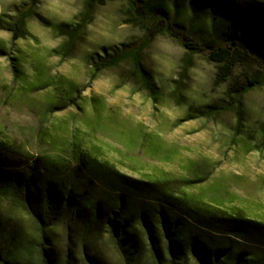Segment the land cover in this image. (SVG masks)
<instances>
[{
    "label": "rangeland",
    "instance_id": "obj_1",
    "mask_svg": "<svg viewBox=\"0 0 264 264\" xmlns=\"http://www.w3.org/2000/svg\"><path fill=\"white\" fill-rule=\"evenodd\" d=\"M30 2L0 0V27ZM89 6L88 0H40L25 24L24 37L14 40L10 31L0 28V53L18 59L22 78L16 77L10 56H0V125L34 150L41 137L77 134L99 159L136 177L200 174L203 190L223 209L264 220V85L236 101L233 77L218 76L216 63L206 54L191 52L178 38L159 31L145 13L131 11L126 0ZM172 6L171 0H153L151 7L170 11ZM192 14L188 6H180L182 22ZM82 19L88 21L85 27ZM210 24L205 16L196 19L194 36L227 37L226 30L211 29ZM61 26L66 31L76 26L74 42ZM142 42L147 44L139 57L155 96L143 85L132 59L100 71L91 82L93 56L137 48ZM234 72V77L243 75L240 67ZM56 82L76 84L80 106L49 112L53 87L46 85ZM46 149L56 151L53 146ZM11 214L1 200L0 220ZM13 223L23 241L35 247V221L15 217ZM53 246L60 259L71 251L77 264H88L90 258L123 264L101 228L85 239L67 238L60 230L53 235ZM35 252L22 264H38ZM134 264H150L149 252L145 249ZM183 264L196 263L186 257Z\"/></svg>",
    "mask_w": 264,
    "mask_h": 264
},
{
    "label": "trees",
    "instance_id": "obj_2",
    "mask_svg": "<svg viewBox=\"0 0 264 264\" xmlns=\"http://www.w3.org/2000/svg\"><path fill=\"white\" fill-rule=\"evenodd\" d=\"M107 1L88 0L89 8ZM126 1L131 11L145 13L151 25L178 38L189 51L206 54L216 63L218 76L233 77L236 101L264 85V0H171L170 11L153 9V0ZM39 2L31 0L0 28L10 31L14 40L24 37L25 24ZM181 5L193 12L187 22L179 18ZM201 16L211 19V29L226 30L227 37L196 38L193 26ZM82 22L83 27L88 23ZM75 29H63L70 43L76 39ZM146 44L93 56L91 82L100 71L132 59L143 85L155 96V85L139 57ZM2 55L9 53L2 51ZM10 59L16 77L22 79L18 59ZM237 67L243 70L241 78L234 77ZM76 86L48 83L46 87H53L49 112L80 106ZM45 145L56 151L47 152ZM202 183L200 174L136 177L125 173L95 156L77 134L41 137L34 150L0 125V201L12 212L5 222L0 220V262L22 264L36 251L38 264H77L69 250L63 259L58 257L53 235L63 230L67 238L85 239L101 228L123 264H134L145 249L150 264H183L186 257L196 264H264V220L223 209ZM15 217L35 221L39 237L35 247L23 241ZM88 264L105 263L90 258Z\"/></svg>",
    "mask_w": 264,
    "mask_h": 264
}]
</instances>
